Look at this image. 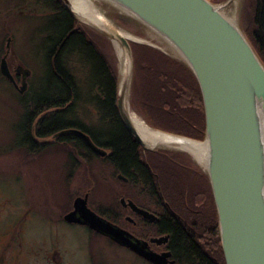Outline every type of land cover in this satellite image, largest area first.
<instances>
[{
    "label": "water",
    "instance_id": "water-1",
    "mask_svg": "<svg viewBox=\"0 0 264 264\" xmlns=\"http://www.w3.org/2000/svg\"><path fill=\"white\" fill-rule=\"evenodd\" d=\"M62 1L80 20L72 1ZM104 1L177 49L182 61L196 75L205 107L203 142L155 130L207 144L204 166L217 205L226 264H264V64L239 22L223 13V7L231 0L223 6L211 0ZM106 24L113 40L122 46L126 60L119 70L117 108L128 130L148 148L150 145L129 115L128 96L135 73L133 40L116 24L109 21ZM1 71L24 93L30 69H24L21 88L14 81L5 58ZM62 133L78 134L99 155L108 154L81 129L65 128L59 134ZM183 150L192 153L189 149ZM121 200L125 205V197ZM139 211L154 219L149 211ZM64 220L88 226L117 244L132 248L154 264L167 263V257L152 251L148 243L135 240L124 227L92 209L88 193L75 198L73 209L64 215Z\"/></svg>",
    "mask_w": 264,
    "mask_h": 264
},
{
    "label": "rangeland",
    "instance_id": "rangeland-1",
    "mask_svg": "<svg viewBox=\"0 0 264 264\" xmlns=\"http://www.w3.org/2000/svg\"><path fill=\"white\" fill-rule=\"evenodd\" d=\"M4 2L0 4V57L6 38L14 37L15 46L11 59L32 71L28 78L30 90L32 81L40 84L42 80L44 37L47 35L44 24L53 10L38 2L36 7L32 6L34 19L30 20L26 15L27 8L18 5L14 7L13 3L8 8L9 0ZM242 2L238 6L237 22L248 27L254 0H247L245 4ZM231 4L232 1L228 6H234ZM101 9L123 30L126 29L142 38L148 35L144 25L116 7L102 2ZM21 11L25 14L19 15ZM78 21L96 31L98 35L94 39L95 42L110 65L120 70L117 50L110 37L82 19ZM71 64L73 73L83 85L85 96L75 106L72 118L76 116L80 123L100 134L110 127L111 122L109 119L104 122L97 107L86 97L89 94L88 68L76 60ZM148 75L143 67L139 69L137 66L134 88L132 87L134 94L132 97L131 90L128 96V105L137 114L139 113L133 108L132 100L135 106L142 102ZM20 95L15 88L7 85L2 88L0 85V264H142L130 263V258L135 259V256L109 238L95 235L85 226L67 224L64 221V215L69 209L63 211V206L69 205V195L83 191L88 183L94 181L97 186L96 192L92 196L89 195V205L111 210L116 208L117 201L120 203V198L125 193V185L118 181L117 175L108 164L99 158L92 160L90 164L85 163L83 154L69 144L51 143L42 155L31 151L27 153L22 147L23 150L17 148L19 146L16 143V130L19 120L25 114ZM50 111L52 110H44L41 115ZM139 116L144 119L140 114ZM64 146L66 148H63ZM32 160L33 162H30ZM73 162L78 163V167L72 173ZM85 194L86 191L83 195ZM123 221L125 226L124 218Z\"/></svg>",
    "mask_w": 264,
    "mask_h": 264
},
{
    "label": "trees",
    "instance_id": "trees-1",
    "mask_svg": "<svg viewBox=\"0 0 264 264\" xmlns=\"http://www.w3.org/2000/svg\"><path fill=\"white\" fill-rule=\"evenodd\" d=\"M51 1L52 5L49 9L53 10V13L49 14L44 24L47 35L44 37L46 46L41 83L32 81L30 90L25 94L18 91L25 107V114L16 130L18 132L16 143L19 146L17 148H23L27 153L34 152L42 155L51 143L69 144L83 154L85 163L90 164L92 160L99 158L108 165H116L118 172L123 174L129 175L133 169V174H137L134 179H140L143 177L142 171H147V168L140 164L137 144L122 123L117 108L119 69L110 65L105 54L95 42L94 39L98 35L96 31L79 22L65 4L60 5L56 0ZM223 1L225 0H212L218 3ZM246 1L244 0L243 4ZM48 2L51 3L50 0ZM252 4L249 26L245 27L241 22L240 25L264 64V0H254ZM131 45L134 51V75L136 76L137 66L139 69L143 67L149 74L145 80L142 102L135 106L132 100L133 108L153 128L199 140L205 139V107L201 88L194 72L182 60H177L153 46L133 41ZM74 60L88 68L87 90L89 94L86 97L97 107L102 120L106 122L109 119L111 122L110 127L100 134L84 126L76 116L72 118L75 114V106L85 98L83 85L73 73L71 63ZM0 81L5 85L10 84L1 74ZM133 94L132 90V97ZM50 109L52 111L38 122L40 129L38 134L41 136L54 134L53 139L55 140H34L32 130L35 119L44 110ZM70 127L81 128L90 134L94 142L101 147L113 148L114 154L110 157L111 159L99 155L78 134L55 135ZM77 167L78 163L73 162L71 172L73 173ZM147 176L149 177V173ZM149 180L152 181L151 178ZM92 182L88 183L87 188L78 194L69 195L67 200L69 205L63 206V211L72 208L75 196L83 195L85 191L92 196L97 189L96 183ZM92 209L124 226L123 206L118 201L114 210L107 207H92ZM199 215L192 216L193 218L188 215L177 220L172 218L166 222L165 228L174 232L177 255L193 262L192 264H217L214 259L210 258L211 255H208L216 253L219 249V261L222 259L226 264L215 209L213 216L209 219L205 214ZM205 250L209 251L208 255Z\"/></svg>",
    "mask_w": 264,
    "mask_h": 264
},
{
    "label": "flooded vegetation",
    "instance_id": "flooded-vegetation-1",
    "mask_svg": "<svg viewBox=\"0 0 264 264\" xmlns=\"http://www.w3.org/2000/svg\"><path fill=\"white\" fill-rule=\"evenodd\" d=\"M38 2L40 3V5L42 3L43 5L47 6L46 8L48 9L52 5L51 0V3H49L48 0H9L7 6L9 8L13 3L14 7L18 5L19 7L27 8L28 14L26 15L28 16L27 18L31 20L34 19L32 15L34 14L32 6L34 5V7H36V4H38ZM56 2L60 5L62 3L64 4L62 0H56ZM3 3H5L4 0H0V4ZM14 14H16V12H14ZM24 14V11L19 12V15ZM13 46H15V38L12 36H8L6 38L5 47L2 49V55L0 57V74L1 76L5 77L1 71V64L3 59L5 58L7 60L14 81L19 84V87L21 88L22 82L24 80V69L26 67L22 63L13 61L11 59V55L14 53ZM6 80L10 83L7 84V86L18 90L14 82L10 81L9 78H6ZM26 80L28 81V78H26ZM1 86L2 88L5 86L2 81ZM28 90L29 86L26 87L24 93L22 94H25ZM41 114L34 121L32 138L34 140L51 141L53 140L52 138L54 137V134H48L45 136H41L38 134V130H40L38 122L43 116L47 115ZM119 116L121 118L120 113ZM121 121L125 125L122 118ZM19 123L20 120L18 124ZM129 133L131 134L130 136H132L133 141L137 144V152L140 164L146 167L147 171H142L143 177H141L140 179H134V176L137 177V174H133V169H131V173L127 175L118 172L119 170L117 169L116 165L109 164V167L117 175V179L123 182L125 185V193H123L120 198L122 199V197H125L126 199L125 205L122 203V200H120V203L123 206V218L125 220V226L122 227L129 231L131 235H134L135 240H138L142 243H148V246H150V249L152 251H156V253L162 255L163 257H167L166 264H192L193 262L184 260L177 255L175 251L177 245H175L174 243L176 239L174 236V232L166 229L165 225L166 222L170 221L172 218L177 220L178 218H184L188 215L189 217H197L199 214H205L207 216V219H209L213 216L214 209L216 211V215L218 216L213 188L206 168L196 157L195 153L192 154L191 152L183 149L174 150L172 148H164L161 146L150 145L148 148H146L130 131ZM103 147H105V149L108 151V154L106 155L107 157L105 158H110L114 154V149L109 146ZM148 173L149 177L147 176ZM121 174L123 175L122 178L120 177ZM149 178H151L152 181H150ZM133 204H135V206ZM72 209L73 206L70 210ZM139 209L149 211L154 215V219L152 220L151 218L146 217L139 211ZM66 223L73 224L68 222ZM85 227L95 235L104 236L94 230H91L88 226ZM106 238L108 239V237ZM109 240L111 239L109 238ZM111 241L114 242L113 240ZM124 248L131 255L135 256V259L130 258V263L140 262L142 264H154L146 257L138 254L132 248ZM205 253L208 255L209 251L205 250ZM208 256L214 259L215 263L224 264L222 259L221 261H219V249L216 253H211Z\"/></svg>",
    "mask_w": 264,
    "mask_h": 264
},
{
    "label": "bare ground",
    "instance_id": "bare-ground-1",
    "mask_svg": "<svg viewBox=\"0 0 264 264\" xmlns=\"http://www.w3.org/2000/svg\"><path fill=\"white\" fill-rule=\"evenodd\" d=\"M71 1L74 5V10H75L76 14L82 20L88 22L89 24H91L95 28L99 29L100 31L106 33L110 37L111 41L113 42V44L117 50L118 58L120 61V67L123 68L125 63H126V60H125V54L123 52L122 46L120 45L118 40H116V39L113 40L112 36L109 34V28L106 24V21L112 22L114 24H115V22L105 13L104 10L101 9L102 8V1L101 0H100L101 2L98 0H71ZM231 1L233 3V4H231V6L232 5H234V6L229 7L228 5H225V7H223L222 11L225 15L228 14L229 18H232V19L237 21V13L239 11L238 6H239L240 2H242V1L241 0H231ZM213 3L222 5V4H225L226 2H220V3L213 2ZM234 8H235V11L233 12ZM117 9L121 12H124L119 8H117ZM229 13H233L234 15H231ZM118 27H120V26H118ZM144 28H146V27H144ZM120 29L122 30L123 34L130 40L137 41V42H143V43H146L148 45H153L154 47H156L158 49L164 50L165 53L170 52V54L169 53H167V54H169L171 57L178 59V60L179 59L183 60L182 56L180 55V53L178 52L177 49L173 48V46H171L169 43H167V41L163 42V39H161L157 34L152 32L148 28L145 29V30H147V34H148V35H146L145 38H142V37L136 35L135 33H131L129 31H127L126 29L123 30V28H121V27H120ZM44 45L46 46V43H44ZM171 51L173 52L174 55L171 54ZM0 85H1V81H0ZM129 111H130L129 115H131L133 122L135 123V125L138 128L141 135L147 140L146 142L149 145L161 146V147L170 148V149L172 148L174 150L175 149L181 150V149H185V148L189 149L192 151V153H195V155L199 159V161L203 165H205L204 160H205L207 144L202 143V142H198V141H193L190 139H185V138L181 139V137H174V136L167 135L163 132L156 131L155 129H153L150 126V124H148L145 121V119L140 117L139 114H137L136 112L132 111L131 108L129 109ZM71 128H75V127H70L69 129H71ZM75 129H80V128L76 127ZM60 132L55 133V135H60L59 134ZM87 193H89V192H86V194ZM85 195H78V196H85ZM78 196H76V197H78ZM75 198H74V200H75Z\"/></svg>",
    "mask_w": 264,
    "mask_h": 264
}]
</instances>
